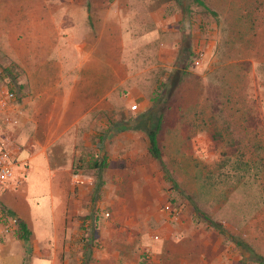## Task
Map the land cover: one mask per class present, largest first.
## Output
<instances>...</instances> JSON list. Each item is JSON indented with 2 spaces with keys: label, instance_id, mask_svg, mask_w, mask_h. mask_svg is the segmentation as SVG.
<instances>
[{
  "label": "crops",
  "instance_id": "0c3cea01",
  "mask_svg": "<svg viewBox=\"0 0 264 264\" xmlns=\"http://www.w3.org/2000/svg\"><path fill=\"white\" fill-rule=\"evenodd\" d=\"M193 9L182 0H0V88L21 97L13 124L0 112V135H10L15 162L32 161L55 187L47 238L10 211L29 231L18 241L30 239L31 264H160L168 256V242L145 241L131 243L126 257L120 242L90 241L88 228L94 221L97 236L104 211L115 224L120 202L159 188L144 132L153 125L149 97L194 50ZM154 69L162 76L155 86ZM87 181L91 188L76 183ZM9 236L0 235V264L15 254ZM194 248L183 244L179 264H211Z\"/></svg>",
  "mask_w": 264,
  "mask_h": 264
},
{
  "label": "rangeland",
  "instance_id": "374dc122",
  "mask_svg": "<svg viewBox=\"0 0 264 264\" xmlns=\"http://www.w3.org/2000/svg\"><path fill=\"white\" fill-rule=\"evenodd\" d=\"M200 1L203 6L182 0L194 8L199 34L190 57L181 61L183 69H169L177 71L178 81L157 134L162 163L153 162L159 188L155 196L120 202L115 224L104 211L106 225L96 236L97 225L90 222L88 238L120 242L126 257L135 252L131 243L168 242V256L162 262L158 258L160 264H179L183 244L211 256V264H253L226 238L240 236L264 255V0ZM158 72H152L153 86L161 80ZM6 81L1 70L0 86ZM20 164L21 171L16 162L15 175L0 189V208L18 214L33 237L47 238L57 213L50 201L55 187L32 161ZM90 182L76 183L91 188ZM200 213L218 221L225 234L207 225ZM9 234L16 240L15 254L6 255L2 264H31L30 239L18 241L14 229L4 235ZM70 257H77L76 251Z\"/></svg>",
  "mask_w": 264,
  "mask_h": 264
},
{
  "label": "trees",
  "instance_id": "16d2710c",
  "mask_svg": "<svg viewBox=\"0 0 264 264\" xmlns=\"http://www.w3.org/2000/svg\"><path fill=\"white\" fill-rule=\"evenodd\" d=\"M199 5L203 4L200 0H195ZM183 66L180 69H175L181 71ZM177 71H169L168 78L165 82H160L157 84L156 88L151 92V96L149 97L150 101V113L149 115L153 116V125L152 127H144V132L146 134L148 147L147 151L150 157L160 163H162L160 149L157 143V134L161 128L162 120H163V112L168 107L167 98L170 96L172 88L176 85L178 79H174ZM174 79V81H172ZM152 112V113H151ZM163 167V164H162ZM248 178V177H247ZM202 219L206 222L207 225L211 226L215 229L219 234L224 235L225 230L223 226L216 220L208 217L204 213H200ZM14 233L19 238H27L29 231L25 227V225L16 218V225L14 228ZM227 241L232 242L235 247L238 248L241 254H245V258L247 261L254 264H264V255L256 252L254 248L245 241L242 237L237 236L235 234H228L226 238ZM144 257L141 258V262L139 264H147L144 261Z\"/></svg>",
  "mask_w": 264,
  "mask_h": 264
},
{
  "label": "built area",
  "instance_id": "2783aa9c",
  "mask_svg": "<svg viewBox=\"0 0 264 264\" xmlns=\"http://www.w3.org/2000/svg\"><path fill=\"white\" fill-rule=\"evenodd\" d=\"M200 54V52L195 54L194 64H197ZM20 98L13 89L8 87L0 88V112H2L3 123L13 124L15 122V114L18 112V100ZM129 109H136V105L134 103L130 104ZM9 140L8 136L0 135V189L3 188L7 179L15 175L14 167L16 162L8 147ZM17 165L21 166L19 163ZM168 208V205H163L162 207V209ZM15 225L16 217L0 208V235L13 230Z\"/></svg>",
  "mask_w": 264,
  "mask_h": 264
}]
</instances>
